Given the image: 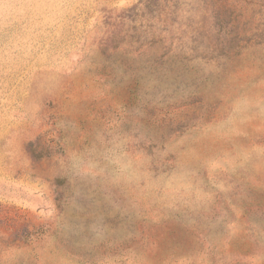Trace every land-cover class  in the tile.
I'll use <instances>...</instances> for the list:
<instances>
[{
	"label": "rangeland",
	"instance_id": "obj_1",
	"mask_svg": "<svg viewBox=\"0 0 264 264\" xmlns=\"http://www.w3.org/2000/svg\"><path fill=\"white\" fill-rule=\"evenodd\" d=\"M0 264H264V0H0Z\"/></svg>",
	"mask_w": 264,
	"mask_h": 264
}]
</instances>
